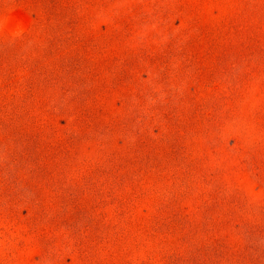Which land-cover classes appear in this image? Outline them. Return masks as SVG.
Segmentation results:
<instances>
[{"label": "rangeland", "instance_id": "rangeland-1", "mask_svg": "<svg viewBox=\"0 0 264 264\" xmlns=\"http://www.w3.org/2000/svg\"><path fill=\"white\" fill-rule=\"evenodd\" d=\"M0 264H264V0H0Z\"/></svg>", "mask_w": 264, "mask_h": 264}]
</instances>
